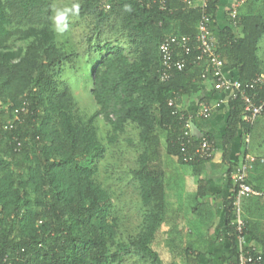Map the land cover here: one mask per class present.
I'll return each mask as SVG.
<instances>
[{
    "label": "trees",
    "instance_id": "obj_1",
    "mask_svg": "<svg viewBox=\"0 0 264 264\" xmlns=\"http://www.w3.org/2000/svg\"><path fill=\"white\" fill-rule=\"evenodd\" d=\"M165 1L164 10L130 0H83L72 9L80 18L94 16L93 30L86 38L89 44L92 35L98 38L106 30L117 38L88 48L95 50L88 55H101L90 76L95 110L81 115L74 112L71 85L62 79L67 68L75 67L78 56L57 44L51 2L0 0V264H123L128 258L142 264H197L205 254L201 246L196 249L189 243H201L214 224V215L206 214L200 203L205 167L212 158L188 161L195 146L181 145L180 117L193 115L194 128L210 116L196 117V108L183 109L181 97L192 95L193 84H217L210 77L202 78L205 63H197L193 49L183 55L187 60L183 69L164 66L159 50L162 39L186 36L193 44L200 18V10L187 9L185 0ZM254 1L239 8V31L229 26V12L226 27L216 30L219 0L208 6L216 53L224 71L237 78L247 94L251 91L246 85L264 73V55L259 54L264 17L254 13ZM163 75H168L164 81ZM169 100L174 101L173 108ZM243 108L239 94L228 100L222 162L228 166L225 179L231 187L230 173L240 162L238 154L231 158L232 142L255 129L242 121ZM99 117L110 126L109 144L116 143L129 126L142 149L137 168L129 170L136 180L142 216L135 236L120 235L111 190L94 177L96 163L106 150L97 135ZM201 136L213 141L209 134ZM191 140L200 142L195 135ZM246 152L242 149L240 154ZM253 163V170L264 167L259 155ZM172 165L181 169L180 184L193 176L202 179L192 208L194 219L186 218L188 240L182 227L177 233H162L169 206L165 176H173L174 171L167 172ZM260 174L256 175L259 185L249 181L257 195L241 199L240 231L234 222L235 194L223 200V229L229 240L226 264L239 263L238 238H244L253 262L264 264V221L253 219L256 211L249 206L255 198L264 199V172ZM161 234L165 244L160 247Z\"/></svg>",
    "mask_w": 264,
    "mask_h": 264
},
{
    "label": "rangeland",
    "instance_id": "obj_2",
    "mask_svg": "<svg viewBox=\"0 0 264 264\" xmlns=\"http://www.w3.org/2000/svg\"><path fill=\"white\" fill-rule=\"evenodd\" d=\"M49 1L51 2V20L57 36V44L63 50L75 53L78 56L75 67L73 69L67 68L62 79L67 80V84L72 87L73 97L76 100L74 101V112L76 114L80 113L81 115H89L93 112V107L95 110V106L93 105L94 102L89 92L91 84L90 76L101 54L95 53L93 56L88 55L95 52L94 49L89 50L88 48L90 46L96 47L97 43L102 44L108 38L110 42H115L117 38L113 33L111 34L109 30H106L103 31L98 38L95 37L96 34L92 35L91 43L89 44L86 38L89 37L93 30L95 21L94 16L88 15L85 18H80L77 13L72 11V9L75 6H79L83 0ZM252 6L255 10L254 13H258L264 17V0H255ZM59 14H64L65 19L60 25H57L55 18ZM58 28L60 30H58ZM90 59L92 60V63H89ZM257 121L253 125V128H259L258 131L264 133V122H259L257 127ZM95 125L97 127L98 139L105 146L106 150L103 158L96 163L94 177L101 186L111 190L114 204L113 218L115 219L116 226L119 228L120 235L122 237L135 236L139 232L142 218L139 197L136 191V180L129 174L130 169L137 168V157L142 150L137 143L136 131L133 127L127 126L126 132L120 135L116 143L109 144L108 138L111 135L109 124H107L102 117H99L95 122ZM248 139V146L250 149L246 148L247 153H252V155H254V151L251 149L253 148L255 150L254 153H260L258 155L260 158L264 159V139H262V137L259 141L255 139L252 141L250 138ZM130 140L132 143L128 142ZM242 141L244 140H240L241 143H243ZM241 148L242 147L240 146V149ZM240 151L241 150L237 153L239 155V160L243 158ZM178 170L180 171L181 169H175L173 165L168 166L167 168V172L172 173L174 171L172 177L168 175L165 176V183L168 190L167 193L171 197L174 192H177V194L183 192V185L179 184V181H173L174 175L178 176ZM174 185H178V189H174ZM256 199L258 200V198H255L250 201V208L254 210V212L256 211L253 219H256L257 222L264 221V199L262 197L258 200L259 202ZM174 200L175 197L173 196L172 199H170V202ZM182 202L183 208L185 207V209L188 205H190V207L195 205L194 198L186 197L185 195H182ZM188 202L190 203L188 204ZM184 211H181V213L184 214ZM188 215L193 216V213H189ZM162 236L163 235L161 234L160 240L162 241V244L160 247L165 244ZM184 237L188 240L189 236H183V238ZM189 245L194 246V244ZM197 247L198 246L195 248ZM123 264L142 263L136 258H128ZM178 264H180V261Z\"/></svg>",
    "mask_w": 264,
    "mask_h": 264
},
{
    "label": "crops",
    "instance_id": "obj_3",
    "mask_svg": "<svg viewBox=\"0 0 264 264\" xmlns=\"http://www.w3.org/2000/svg\"><path fill=\"white\" fill-rule=\"evenodd\" d=\"M234 1L235 0H219L218 11L215 20L216 30H221L226 27L227 14ZM261 43L262 44L260 46L259 54L261 57H263L262 55H264V40L261 41ZM191 93L192 95L187 98L181 97L182 108L186 110H191V109L195 110L196 108V112H197L201 110L203 107H206L207 109L210 110L211 113L210 118L207 121L198 122V125L194 126L192 130L193 135H195L196 137H199L202 134H209L213 136V141H212L213 155L211 161L205 167V171L207 175L205 181H203L205 182V190L203 192L204 198L200 203L203 204L201 209H203L206 214H211V218L214 215V224L211 226L209 233H207V235H205V237L201 239L202 240L201 243H195V244L193 243L194 247L198 246L197 248H199L201 246L200 249L205 251V254L199 257L197 264H226L229 258V240L227 239L223 229V222H224L223 200L231 196L232 187L228 184V181L225 179L228 166L223 165L222 162V137L224 134L225 125L229 114V110H228L229 96L227 95L226 92L221 91L215 84H213V82L209 83L207 81H204V83H201L200 85L199 84L191 85ZM258 119H257L258 121L256 120L257 127L259 122L261 121L264 122V116ZM258 129L259 128L255 127L253 132L250 133L249 138L252 139V141H254V139L259 141L261 137L262 139H264V133H260ZM241 137H242L241 135L240 136L238 135L236 139H234L232 142L231 158L232 156L236 155L239 152V150L242 149L245 150L246 148L250 149L248 146L249 139L247 141L245 140V136H243L244 144H242L239 141L241 140ZM240 146L242 147L241 149ZM251 149L255 152L253 148ZM254 152H253L254 155H252V153L248 154L246 152L245 154L241 153V156L249 155L254 159L255 162L256 155L260 153L257 152L258 154H255ZM253 164H252V169L248 170L247 172V182L251 187L254 188L253 184L259 185V182L256 180V175L264 172V167H261V165H257L256 169L253 170V166H254ZM188 175H190V171ZM173 181L178 182L179 181L178 176L175 175V179H173ZM186 181H188V183L185 184L182 183L183 185L182 193L180 192V194H177V192L173 191L175 193V194L173 193V196L175 197L174 201L170 202V199H172L173 196L172 197L169 195L167 196V200L169 201V206L162 227L163 230L162 233H164V235L165 234L170 235L175 232L177 233V230H179L182 227L183 228L182 235L189 236L190 227L188 225L189 223H187V220L190 222V220L193 221L194 219L193 216L188 215L189 213H192L193 206L190 207V205H188L186 209L185 207L183 208L182 195H185L186 197L194 198L195 200L196 191L198 192V194L201 192L199 190L200 188L199 186L202 183L201 182L202 179L193 176L192 178ZM249 181L252 182L253 184L250 183ZM178 185H174L173 188L178 189ZM259 189L260 191L262 190L261 188ZM189 203L190 202H188V204ZM249 206L251 207V203L249 204ZM181 211L182 212L184 211V214H182ZM185 220L186 223H184ZM175 227H177L176 230L173 229Z\"/></svg>",
    "mask_w": 264,
    "mask_h": 264
},
{
    "label": "built area",
    "instance_id": "obj_4",
    "mask_svg": "<svg viewBox=\"0 0 264 264\" xmlns=\"http://www.w3.org/2000/svg\"><path fill=\"white\" fill-rule=\"evenodd\" d=\"M138 3L141 6L149 8L151 6H158L160 10L166 8L165 0H130ZM212 0H185L187 9L198 8L200 10V18L196 25V35L192 41L186 36L175 37L173 35L166 36L162 39L159 45L160 53L163 55V64L167 69L172 67L181 70L187 64V60L183 55L187 56L191 50L196 52L194 59L198 62L203 61L205 63V74L203 79L214 80L217 87L226 92L229 99H234L239 94L241 100L244 103L242 121L250 127L254 125L258 118L264 116V73L256 75L247 85L246 88L251 91V94H247L245 90H241L240 82L237 78H232L227 72L224 71V65L216 53L215 39L212 34V26H214V19L208 13V6ZM247 0H235L229 9L230 27L233 30L240 29V22L238 20V10L243 6ZM174 56L176 59L173 60ZM207 76V77H206ZM168 75L161 76V79L166 80ZM168 106L174 107V101L169 100ZM176 110L173 114H176ZM196 117L207 118L210 116V110L203 107L201 110L195 113ZM194 115V116H195ZM193 115H188L187 119L184 116L180 117L183 120V131L181 136V145L195 146L194 152L188 155V161L194 157L200 159H210L213 155L212 142H209L206 137L199 136L200 142L194 144L191 137L193 128L191 127L190 119ZM112 117V116H111ZM249 136H245V140L248 141ZM254 159L245 155L240 162L233 168L230 173V180L232 181V192L234 195L233 207L234 209V222L238 231L242 228V221L240 217V204L243 196L257 195V192L247 182V172L252 169V163ZM244 238H238L239 246V263L238 264H255L253 262L251 251L245 248Z\"/></svg>",
    "mask_w": 264,
    "mask_h": 264
},
{
    "label": "clouds",
    "instance_id": "obj_5",
    "mask_svg": "<svg viewBox=\"0 0 264 264\" xmlns=\"http://www.w3.org/2000/svg\"><path fill=\"white\" fill-rule=\"evenodd\" d=\"M64 19H65L64 14L57 15L55 18L57 25H60L64 21ZM58 30L60 29L58 28Z\"/></svg>",
    "mask_w": 264,
    "mask_h": 264
}]
</instances>
